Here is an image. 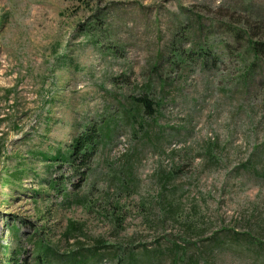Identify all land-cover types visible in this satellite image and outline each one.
I'll return each mask as SVG.
<instances>
[{"label":"rangeland","instance_id":"obj_1","mask_svg":"<svg viewBox=\"0 0 264 264\" xmlns=\"http://www.w3.org/2000/svg\"><path fill=\"white\" fill-rule=\"evenodd\" d=\"M177 49L222 63L173 68ZM261 50L264 0H0V264L100 240L144 264H264ZM149 85L153 114L116 128ZM101 118L87 166L43 159Z\"/></svg>","mask_w":264,"mask_h":264},{"label":"trees","instance_id":"obj_2","mask_svg":"<svg viewBox=\"0 0 264 264\" xmlns=\"http://www.w3.org/2000/svg\"><path fill=\"white\" fill-rule=\"evenodd\" d=\"M194 31L193 29H191ZM240 32V30H237ZM187 45L188 43H184ZM224 52L228 53L226 46L222 45ZM251 53L255 55L256 48L252 47ZM212 50H202L197 54L199 58H195L196 54L192 51L185 50H174V54L172 56L171 65L173 68H181L185 67L194 62H199L201 64V68L204 69L207 66V62H211L212 65L218 66L221 64V60L217 54H210ZM249 52V51H247ZM241 52L237 57L238 59L243 61V65H246V58L242 57L247 53ZM260 52H264L261 50ZM258 60L255 59V62ZM150 94L154 95L152 92V87L149 85L146 88L145 92L141 93L140 97L130 96L128 98V102L130 105L129 110L119 111L117 114V122L115 125L116 128L120 127V124L127 122L131 126V130H136V126H142V121H138V118L143 114H153L150 111L154 110L156 104L150 98ZM112 133L114 130L111 127V123L109 120H104L103 118L98 121H89L83 127L82 133L77 137L68 151L63 153L61 150L56 153L54 157L45 156L43 159L46 162L52 163H62L68 165H79V166H87L91 160L97 154L98 146L104 140H111L113 138ZM42 184L48 185V182L45 181ZM51 190L60 192L58 183H50L49 185ZM124 190L128 189L127 185H123ZM74 226V225H73ZM236 236V235H235ZM238 238V236H236ZM234 241H237L236 238H233ZM109 245L105 244L102 240L97 242V245L94 248H90V250L79 249V251L72 252L70 254H60L53 247L48 244H44L42 241L37 243L36 256H35V264H99L102 261L100 258L101 254H111L112 259H120L125 264H144L143 260L138 259L136 257L135 252L133 250L124 249L123 252H120L114 249V246L110 249H107ZM132 249V248H131ZM70 255V256H69ZM68 256V257H67Z\"/></svg>","mask_w":264,"mask_h":264}]
</instances>
